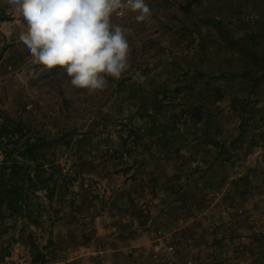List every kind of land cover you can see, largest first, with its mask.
I'll list each match as a JSON object with an SVG mask.
<instances>
[{
    "label": "rangeland",
    "instance_id": "374dc122",
    "mask_svg": "<svg viewBox=\"0 0 264 264\" xmlns=\"http://www.w3.org/2000/svg\"><path fill=\"white\" fill-rule=\"evenodd\" d=\"M145 2L143 21L111 16L129 67L89 92L32 63L0 0V128H22L0 163L44 138L54 175L0 221V264H264V0ZM100 212L155 238L100 241L119 247L103 256L76 223Z\"/></svg>",
    "mask_w": 264,
    "mask_h": 264
},
{
    "label": "clouds",
    "instance_id": "9594fccd",
    "mask_svg": "<svg viewBox=\"0 0 264 264\" xmlns=\"http://www.w3.org/2000/svg\"><path fill=\"white\" fill-rule=\"evenodd\" d=\"M26 22L20 42L34 65L61 66L75 89L103 90L108 78L128 69L129 45L122 26L111 16L126 11L145 20V0H9Z\"/></svg>",
    "mask_w": 264,
    "mask_h": 264
},
{
    "label": "trees",
    "instance_id": "16d2710c",
    "mask_svg": "<svg viewBox=\"0 0 264 264\" xmlns=\"http://www.w3.org/2000/svg\"><path fill=\"white\" fill-rule=\"evenodd\" d=\"M0 128V139L5 135L13 137L22 133L20 124ZM44 138L32 141L26 139L20 146H14L5 153L0 163V221L22 209L29 201L30 192L48 190L49 181L54 180L51 173L47 176L43 152ZM44 257H37L33 264H44Z\"/></svg>",
    "mask_w": 264,
    "mask_h": 264
},
{
    "label": "crops",
    "instance_id": "0c3cea01",
    "mask_svg": "<svg viewBox=\"0 0 264 264\" xmlns=\"http://www.w3.org/2000/svg\"><path fill=\"white\" fill-rule=\"evenodd\" d=\"M102 217V213L100 212V216L96 215L94 220L86 218V220H77V231L87 233V235L91 238V249L93 251L102 252L103 256H112L118 255L119 253H115L119 250V247L112 248H102L97 247L98 242H102L104 244H108L111 241L122 240L125 241L127 239L130 240L132 246L140 245L143 240L149 238L150 235L153 236L152 233L146 231L142 224H145L146 221L143 220H115L111 218V220H97V218ZM145 230V231H144ZM157 238V236H156ZM114 244V243H113ZM115 245V244H114ZM98 248V249H97ZM100 248V249H99ZM102 248V249H101ZM68 249L71 250L69 247ZM155 249V248H154ZM69 250V251H70ZM151 251V250H150Z\"/></svg>",
    "mask_w": 264,
    "mask_h": 264
},
{
    "label": "built area",
    "instance_id": "2783aa9c",
    "mask_svg": "<svg viewBox=\"0 0 264 264\" xmlns=\"http://www.w3.org/2000/svg\"><path fill=\"white\" fill-rule=\"evenodd\" d=\"M124 14H125V13H124ZM124 14H123V15H124ZM123 15H118V16H123Z\"/></svg>",
    "mask_w": 264,
    "mask_h": 264
}]
</instances>
